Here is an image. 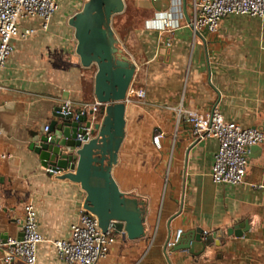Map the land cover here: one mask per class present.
Masks as SVG:
<instances>
[{
  "label": "crops",
  "instance_id": "1",
  "mask_svg": "<svg viewBox=\"0 0 264 264\" xmlns=\"http://www.w3.org/2000/svg\"><path fill=\"white\" fill-rule=\"evenodd\" d=\"M122 1L112 29L135 66L129 90L142 87L145 99L129 95L111 175L122 193L143 204L145 236L118 238L97 264H264V144L259 158H248L243 183L213 184L216 140L195 139L177 113L217 109L228 122L264 130V18L228 16L215 33L199 37L188 26L192 0ZM168 17L179 27L162 30ZM69 18L54 15L46 31L38 20L22 21L20 33L34 31L13 41L0 71V153L11 156L0 161V246L4 236H18L23 206L32 202L44 238L36 264H66L52 242L69 239L85 199L78 184L47 174L29 149L63 100L75 106L94 100L96 67L81 66ZM156 132L163 134L160 149L152 144ZM244 221L249 230L242 237L226 236ZM196 228L222 231L220 246L211 244L199 256L165 250L178 230L181 237Z\"/></svg>",
  "mask_w": 264,
  "mask_h": 264
},
{
  "label": "water",
  "instance_id": "2",
  "mask_svg": "<svg viewBox=\"0 0 264 264\" xmlns=\"http://www.w3.org/2000/svg\"><path fill=\"white\" fill-rule=\"evenodd\" d=\"M123 11L122 0H87L68 20L81 66L96 67L94 98L106 105L101 121L91 119L92 111L84 116H63L57 106L46 125L47 131L34 135L29 149L45 168L59 173L58 179L80 186L85 193L83 208L97 218L103 233L111 229L128 240H137L145 236L143 204L134 194L122 193L111 175L125 136L126 95L135 72L134 64L118 48L112 29V17ZM262 150L260 145L251 146L247 157L259 158ZM248 230V222L244 221L228 228L225 234L240 238ZM222 235L220 230L208 234L196 228L182 235L168 250L199 256L211 244L220 246ZM7 238L4 236V241Z\"/></svg>",
  "mask_w": 264,
  "mask_h": 264
},
{
  "label": "built area",
  "instance_id": "3",
  "mask_svg": "<svg viewBox=\"0 0 264 264\" xmlns=\"http://www.w3.org/2000/svg\"><path fill=\"white\" fill-rule=\"evenodd\" d=\"M155 1L157 0H151L152 3ZM58 9L56 0H0V71L13 52V41L19 37L27 38L34 31L29 28L20 33V23L25 20H38L39 28L46 31ZM232 15L262 19L264 0H192L188 26L197 33H215L220 22ZM178 27L177 21L171 17L165 18L161 24V29L165 31H173ZM90 83L94 85V76H91ZM129 95L142 102L145 99V90L142 87L131 91L128 89L126 103L130 102ZM59 106L63 116L70 113L75 117L84 116L92 111L91 119L97 122L101 121L106 105L98 103L94 98L91 102H81L77 106L66 99ZM177 113L189 126L195 139L216 140L217 150L210 169L212 183L230 185L243 183L248 164V149L254 145L264 144V130L243 128L236 123L228 122L217 109L203 114L194 109L181 107ZM43 131H47V126ZM162 137L161 132H156L152 136V144L156 149L161 148ZM10 157L8 154L0 153V161L8 160ZM45 171L52 176L59 174L51 168H45ZM36 217L33 203L27 202L23 206V216L19 222L21 237H8L1 244L0 264H36L37 247L44 242ZM180 233L178 230L175 238L167 242L166 250L180 238ZM120 237H123L122 233L115 234L111 229L103 233L98 226L97 218L82 206L78 211L77 220L70 226L69 239L55 240L52 245L58 258L66 264H97L107 258L111 247Z\"/></svg>",
  "mask_w": 264,
  "mask_h": 264
},
{
  "label": "rangeland",
  "instance_id": "4",
  "mask_svg": "<svg viewBox=\"0 0 264 264\" xmlns=\"http://www.w3.org/2000/svg\"><path fill=\"white\" fill-rule=\"evenodd\" d=\"M59 9L55 16L63 15V17H72L73 14L80 8L82 0H56Z\"/></svg>",
  "mask_w": 264,
  "mask_h": 264
}]
</instances>
